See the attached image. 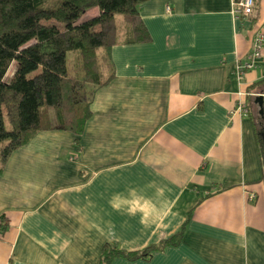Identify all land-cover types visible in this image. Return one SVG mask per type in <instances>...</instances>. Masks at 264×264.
Here are the masks:
<instances>
[{
    "label": "crops",
    "instance_id": "obj_1",
    "mask_svg": "<svg viewBox=\"0 0 264 264\" xmlns=\"http://www.w3.org/2000/svg\"><path fill=\"white\" fill-rule=\"evenodd\" d=\"M238 1L140 4L151 39L113 45L84 132L43 129L8 158L0 264H100L107 242L137 251L181 229L109 264H264V61L238 75L264 0L237 18Z\"/></svg>",
    "mask_w": 264,
    "mask_h": 264
},
{
    "label": "trees",
    "instance_id": "obj_2",
    "mask_svg": "<svg viewBox=\"0 0 264 264\" xmlns=\"http://www.w3.org/2000/svg\"><path fill=\"white\" fill-rule=\"evenodd\" d=\"M144 1L0 0V174L12 153L41 130H67L77 137L84 132L96 92L115 76L113 45L151 39L139 11ZM93 8L98 14L83 17ZM71 51L76 53L69 57ZM51 110L54 121L45 122ZM6 218L0 216L1 232L9 226ZM182 235L181 229L137 251L107 242L100 264L118 256L147 258L178 244Z\"/></svg>",
    "mask_w": 264,
    "mask_h": 264
},
{
    "label": "built area",
    "instance_id": "obj_3",
    "mask_svg": "<svg viewBox=\"0 0 264 264\" xmlns=\"http://www.w3.org/2000/svg\"><path fill=\"white\" fill-rule=\"evenodd\" d=\"M256 0H239L234 7L235 16H248L255 10ZM259 61H264V23L257 27L253 39V47L249 52L247 59L238 66V75L243 78L247 69L254 68ZM240 111H244L245 106L239 105ZM246 110V109H245ZM254 198V195L252 196Z\"/></svg>",
    "mask_w": 264,
    "mask_h": 264
},
{
    "label": "rangeland",
    "instance_id": "obj_4",
    "mask_svg": "<svg viewBox=\"0 0 264 264\" xmlns=\"http://www.w3.org/2000/svg\"><path fill=\"white\" fill-rule=\"evenodd\" d=\"M90 14H91L90 11H89V12H86L85 15H84L83 17H88L87 15H90ZM119 30H120V31H119V32H120L119 35H120V37H121L122 34H123V30H122V29H119ZM100 52L103 53L104 50L101 48V49H100ZM75 53H76L75 51H71V52L69 53L68 56H69V57H72ZM13 69H14V64H13L12 67L10 68V70H9V72H8V74H7V77L11 76V74H12V72H13ZM44 119H45V122L48 121L49 123H51V122L54 121V116H53V112H52V110H51V112L49 111V112L47 113V115L44 116ZM7 125H9V124H7Z\"/></svg>",
    "mask_w": 264,
    "mask_h": 264
},
{
    "label": "water",
    "instance_id": "obj_5",
    "mask_svg": "<svg viewBox=\"0 0 264 264\" xmlns=\"http://www.w3.org/2000/svg\"><path fill=\"white\" fill-rule=\"evenodd\" d=\"M259 98V100H260V103H261V105L263 104V96L261 95L260 97H258ZM263 106V105H262ZM262 112H263V109H262ZM263 134V136H264V132L262 133Z\"/></svg>",
    "mask_w": 264,
    "mask_h": 264
},
{
    "label": "bare ground",
    "instance_id": "obj_6",
    "mask_svg": "<svg viewBox=\"0 0 264 264\" xmlns=\"http://www.w3.org/2000/svg\"><path fill=\"white\" fill-rule=\"evenodd\" d=\"M88 16V15H87Z\"/></svg>",
    "mask_w": 264,
    "mask_h": 264
}]
</instances>
